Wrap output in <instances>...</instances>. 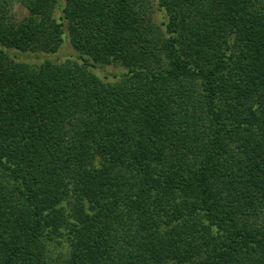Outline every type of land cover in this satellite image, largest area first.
<instances>
[{
    "label": "trees",
    "instance_id": "1",
    "mask_svg": "<svg viewBox=\"0 0 264 264\" xmlns=\"http://www.w3.org/2000/svg\"><path fill=\"white\" fill-rule=\"evenodd\" d=\"M0 264H264V0H0Z\"/></svg>",
    "mask_w": 264,
    "mask_h": 264
},
{
    "label": "rangeland",
    "instance_id": "2",
    "mask_svg": "<svg viewBox=\"0 0 264 264\" xmlns=\"http://www.w3.org/2000/svg\"><path fill=\"white\" fill-rule=\"evenodd\" d=\"M14 15L17 20H20L23 16L27 15L26 9L19 3L14 5ZM72 52V47L68 43H63L55 54L49 53H35V52H23L17 54L15 59L26 61L29 64L37 65L42 60L48 59L53 62H61L67 59ZM13 54V53H12ZM91 71L99 76L105 82H115L118 80L126 68L121 65L114 64H101L91 67Z\"/></svg>",
    "mask_w": 264,
    "mask_h": 264
}]
</instances>
